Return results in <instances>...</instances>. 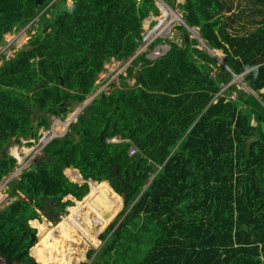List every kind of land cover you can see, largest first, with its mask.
I'll return each instance as SVG.
<instances>
[{
  "label": "trees",
  "instance_id": "trees-1",
  "mask_svg": "<svg viewBox=\"0 0 264 264\" xmlns=\"http://www.w3.org/2000/svg\"><path fill=\"white\" fill-rule=\"evenodd\" d=\"M178 6L182 43L157 39L170 47L149 58L136 52L144 20L160 14L155 0H0V47L7 33L38 23L28 47L10 58L0 53L2 145L10 135L32 144L52 115L66 116L97 90L108 61L135 54L121 87L96 95L10 182L18 198L0 210V257L18 264H79L86 254L91 261L80 264L264 263V0ZM188 27L222 50L228 67ZM235 75L254 93L232 82ZM38 109L47 114L36 119ZM16 163L5 152L0 179ZM83 178L97 181L89 189L78 183ZM47 200L69 211L54 228L37 219ZM97 237L95 247L104 244L87 253Z\"/></svg>",
  "mask_w": 264,
  "mask_h": 264
},
{
  "label": "rangeland",
  "instance_id": "rangeland-1",
  "mask_svg": "<svg viewBox=\"0 0 264 264\" xmlns=\"http://www.w3.org/2000/svg\"><path fill=\"white\" fill-rule=\"evenodd\" d=\"M72 1L73 0H67V3L71 4ZM155 1H156L157 6L160 9V14L156 15V16L150 15L149 17H147L144 20V42L138 48V50L136 52V55H137V54H140L144 51H147L149 58H155L157 56L163 55L170 47L168 42L160 43L157 39H160V38L163 40L173 39L179 43H182L183 31L179 28V26L182 24L183 25L185 24V22H184L185 20L183 18L182 10L178 6V3H183L184 0H175L174 6L171 5V3H169L167 0H155ZM240 1L241 0H235V2L237 4ZM152 21H154V22L152 23ZM161 21L163 22V24L161 27H158L159 23ZM37 27H38V23L35 22V23L28 24L25 27H22L15 32L7 33L5 35V38H4L5 43L0 47V50H1L0 53L6 54V57L10 58V57L14 56L15 53L19 49L24 48V47H28L30 45L29 40L37 32ZM194 29H196V30H194ZM188 30L191 33V37H196L199 39V41H200L199 46L201 48L208 50V52L211 53L217 59L219 64H222L223 66L228 67L225 64V61H224L225 53L222 50L211 49L209 47V45L207 44V42L201 37V35L199 33V29L197 27H188ZM151 44H155V45L151 46ZM134 55H131L128 59L118 60V59L112 58L110 61H108L105 64V70L103 72H101L98 76V79H97L98 88H97V90L95 92L89 94L88 97L83 102L74 103L72 105L71 110L67 113V116L64 118L62 117L61 119H66L68 117V114H70L72 116H73V114H76L71 123L75 122L76 116L82 111V109L87 104H89L92 101V99L101 90L109 91L111 89L112 83H115L117 87H121L122 84H121L120 75H124L127 73V72H125L126 68L129 65H131V60L134 58ZM2 62H3L2 59H0V65L2 64ZM134 81H135L134 78H128L127 79V82L130 86L134 85ZM232 82L239 84V87L242 89L248 90L249 92H253L252 89H250V87L244 81L243 75H235ZM224 88H226V86H224ZM233 96H235V93L233 94ZM51 120H52V124H53L54 119L51 118ZM71 123L69 124V126L71 125ZM69 126H68V128H69ZM56 130L59 131L60 134L65 133V129H63L58 124L56 125ZM41 145H44L43 140L41 142ZM22 146H23V144H18L14 141V143L11 145L10 149L8 150L9 154L13 156L14 155L13 154L14 152L12 150L13 147L16 148V150L18 148L19 156L21 159L17 158L16 157L17 155H15L14 157L17 159V163H16V166L13 168V171L9 175L0 179V195H1L0 196V210H2L5 206H7L9 203L13 202L14 200H16L18 198L15 195L12 196L11 193L9 192V186H10L9 182H11L13 179H19L20 178V177H16V176L13 178V176L15 175L14 171L15 170L16 171L21 170V172H22L26 167L33 165L36 162V160L43 154V151H42L41 147L39 146L38 141L32 145L27 144L24 147H22ZM34 155H35V157H34ZM65 172H66V170H65ZM19 176H20V174H19ZM22 197H24V195H22ZM67 199H69V198L65 197L64 201ZM74 205H75V202H74ZM120 208H119L118 212L121 211V209L123 207L121 209ZM38 211L40 212L39 209H38ZM68 212L64 213V215L68 214ZM118 212H117V214H118ZM40 214H41V212H40ZM116 215H115V217H116ZM115 217H113V219L109 223H111ZM40 221L43 223L47 222L48 227L54 228L58 224H60V222L62 220L59 221L58 223L54 224L52 221H48V219L46 217H44ZM30 224L32 225L31 221H30ZM36 229H37L36 233L39 234L38 228H36ZM105 229L103 231H105ZM58 234L59 233L56 232V235L60 236ZM98 237L96 238L95 243L87 250V253L89 250H92V249L98 251L99 248L103 245V243L105 242L104 239L98 247H95V245L98 243ZM39 239L40 238L38 236L37 244L39 243ZM74 246H77V244L75 243ZM49 252L51 254H55L54 251H49ZM84 261L90 262V259L87 257V254H86V259L81 261V262H84Z\"/></svg>",
  "mask_w": 264,
  "mask_h": 264
},
{
  "label": "clouds",
  "instance_id": "clouds-1",
  "mask_svg": "<svg viewBox=\"0 0 264 264\" xmlns=\"http://www.w3.org/2000/svg\"><path fill=\"white\" fill-rule=\"evenodd\" d=\"M128 68V67H127ZM127 68H126V71L125 72H127ZM105 70V69H104ZM103 70V71H104ZM102 71V72H103ZM125 76L127 75V73L126 74H124ZM134 83H135V81H134ZM101 91H105V90H101ZM100 91V92H101ZM99 92V93H100ZM98 93V94H99ZM97 94V95H98ZM75 115L76 114H74L73 116L72 115H70V114H68V117L66 118V119H61L62 117L61 116H56V115H52L51 116V118L52 119H54V123L52 124L51 123V126H50V128H44V127H42L40 130H39V134L41 135L38 139H31V142H32V144H34L35 142H37L38 141V143H39V146L41 145V142H42V140H43V144L44 145H41L40 147H41V149H42V151H43V148L52 140V139H54V138H57V137H62V136H64V134L68 131V126H69V124L72 122V120L74 119V117H75ZM67 116V115H66ZM66 116H64V117H66ZM63 117V118H64ZM77 117H78V115L76 116V119H75V121H77ZM60 125L63 129H65V133H63V134H60L59 133V131H57L56 130V125ZM50 134V135H49ZM49 136V137H48ZM117 138V139H116ZM120 140V138L119 137H115V138H112L111 140H112V142H115V141H119ZM15 141V140H14ZM14 143V142H13ZM12 143V144H13ZM11 144V145H12ZM31 144V145H32ZM6 145V144H5ZM11 145L8 147V150L10 149V147H11ZM25 145H27V140H23V146L22 147H24ZM38 147V146H37ZM132 150H134V147H131L130 148V154L132 155L134 152H132ZM17 151H19L18 150V148H17ZM14 154V153H13ZM16 154H14L13 155V157L15 156ZM17 158H19V156H16ZM34 157H35V155H34ZM17 160V159H16ZM30 167V166H29ZM29 167H26L25 169H27V168H29ZM69 168H73V167H69ZM24 169V170H25ZM67 169V168H66ZM65 169V170H66ZM77 169V168H76ZM23 170V171H24ZM78 170V169H77ZM12 171H13V169H12ZM11 171V172H12ZM22 171V172H23ZM79 171V170H78ZM10 172V173H11ZM21 170L20 171H14V173H15V175L13 176V178L16 176V177H20L19 176V174L21 175ZM80 172V171H79ZM9 173V174H10ZM66 173V172H65ZM8 174V175H9ZM82 175V174H81ZM68 176V175H67ZM69 177V176H68ZM83 177V176H82ZM70 178V177H69ZM84 179V178H83ZM14 180V179H13ZM86 180V179H85ZM93 180V179H92ZM73 181V180H72ZM94 181H97V180H94ZM108 181V180H107ZM9 182V181H8ZM74 182H77V181H74ZM84 182H87L88 183V181L86 180V181H83V182H78V183H80V184H83ZM109 182V181H108ZM10 183V182H9ZM89 184V183H88ZM110 184V183H109ZM112 187V186H111ZM113 188V187H112ZM89 189H90V185H89ZM89 192V191H88ZM87 192V193H88ZM118 193V192H117ZM21 195H23V194H21ZM72 195V194H71ZM86 195V194H85ZM68 196V195H67ZM66 196V197H67ZM74 196V195H73ZM75 197V196H74ZM68 200V199H67ZM69 200H72V199H69ZM73 201V200H72ZM74 202V201H73ZM123 206H124V203H123ZM68 208H69V206L67 207V210H68ZM40 210V209H39ZM120 212V211H119ZM40 213V212H39ZM63 214H64V212H63ZM117 216V215H116ZM40 217H41V214H40ZM44 218V217H43ZM39 221L41 220V218H37ZM115 219V218H114ZM60 221V220H59ZM53 222V221H52ZM54 223V222H53ZM108 227V226H107ZM106 227V228H107ZM104 232V231H103ZM103 232H101V234L103 233ZM100 234V235H101ZM100 235H99V237H100ZM101 238V237H100ZM103 240V239H102ZM36 242H37V240H36ZM35 242V243H36ZM104 244V243H103ZM31 250V249H30ZM30 253H31V251H30ZM32 255V254H31ZM33 256V255H32ZM0 258H3V257H0ZM6 260V259H5ZM261 264H264V263H261Z\"/></svg>",
  "mask_w": 264,
  "mask_h": 264
},
{
  "label": "water",
  "instance_id": "water-1",
  "mask_svg": "<svg viewBox=\"0 0 264 264\" xmlns=\"http://www.w3.org/2000/svg\"><path fill=\"white\" fill-rule=\"evenodd\" d=\"M63 83V82H62ZM45 114H47V111H45V110H37L36 111V119H39L42 115H45ZM14 140H15V137H13L12 135H10V139H9V141H8V143L6 144V145H2L1 143H0V158H2L3 157V154H4V152L8 149V147L14 142ZM90 180L91 179H88L87 181H88V183H90ZM83 181H86L85 179H83ZM90 185V184H89ZM44 211V208L43 207H41L40 208V212L42 213ZM49 214H50V216H52L53 217V222H59V220H61V218L63 217V213H54V212H48ZM38 236H39V234L38 233H33L32 234V238H31V240L33 241V242H36V240L38 239Z\"/></svg>",
  "mask_w": 264,
  "mask_h": 264
},
{
  "label": "flooded vegetation",
  "instance_id": "flooded-vegetation-1",
  "mask_svg": "<svg viewBox=\"0 0 264 264\" xmlns=\"http://www.w3.org/2000/svg\"><path fill=\"white\" fill-rule=\"evenodd\" d=\"M5 152H8V149ZM3 156H4V154H3ZM58 207H59L58 204L55 205V203H53L52 201H48L47 200V202L45 203V205L43 207L44 208V211L41 213V217L40 218L42 219L43 217H46L48 219V221H53V217L50 216V214L48 212L63 213L61 211V209H58ZM52 209H54V210H52ZM56 223L57 222H54V224H56Z\"/></svg>",
  "mask_w": 264,
  "mask_h": 264
},
{
  "label": "bare ground",
  "instance_id": "bare-ground-1",
  "mask_svg": "<svg viewBox=\"0 0 264 264\" xmlns=\"http://www.w3.org/2000/svg\"><path fill=\"white\" fill-rule=\"evenodd\" d=\"M165 14V13H164ZM170 14V13H169ZM167 16V15H166ZM162 24H163V22L161 21L160 23H159V26L158 27H161L162 26ZM194 30H196V29H194ZM199 34V33H198ZM164 48V47H163ZM74 115V114H73ZM13 152H14V154H16L17 156H19V152L16 150V148H14L13 147ZM21 152V151H20ZM19 158H20V156H19ZM21 159V158H20ZM92 180V179H91ZM94 181V180H93ZM90 192V191H89ZM89 194V193H88ZM1 196V195H0ZM122 204V203H121ZM70 207V206H69ZM121 207V206H120ZM39 212V211H38ZM117 214V213H116ZM63 218V217H62ZM62 218H61V220H62ZM60 220V221H61ZM58 223V222H57ZM105 229V228H104Z\"/></svg>",
  "mask_w": 264,
  "mask_h": 264
},
{
  "label": "built area",
  "instance_id": "built-area-1",
  "mask_svg": "<svg viewBox=\"0 0 264 264\" xmlns=\"http://www.w3.org/2000/svg\"><path fill=\"white\" fill-rule=\"evenodd\" d=\"M132 152H134V150H132ZM0 264H18L16 262L14 263H9L7 260H5L4 258H0Z\"/></svg>",
  "mask_w": 264,
  "mask_h": 264
},
{
  "label": "crops",
  "instance_id": "crops-1",
  "mask_svg": "<svg viewBox=\"0 0 264 264\" xmlns=\"http://www.w3.org/2000/svg\"><path fill=\"white\" fill-rule=\"evenodd\" d=\"M67 169H68V168H67ZM72 169H76V168H72ZM69 199H71V198H69ZM73 201H74V200H73ZM101 247H102V246H101ZM101 247H100V248H101ZM100 248H99V249H100ZM30 251H31V250H30ZM35 259H36V258H35ZM90 261H91V260H90Z\"/></svg>",
  "mask_w": 264,
  "mask_h": 264
}]
</instances>
